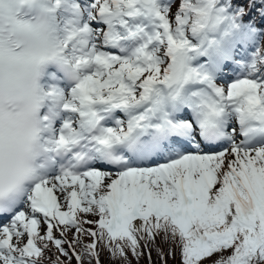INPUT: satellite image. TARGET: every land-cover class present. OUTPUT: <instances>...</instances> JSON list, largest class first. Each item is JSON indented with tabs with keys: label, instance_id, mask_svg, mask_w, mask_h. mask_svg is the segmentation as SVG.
Returning a JSON list of instances; mask_svg holds the SVG:
<instances>
[{
	"label": "snow or ice",
	"instance_id": "obj_1",
	"mask_svg": "<svg viewBox=\"0 0 264 264\" xmlns=\"http://www.w3.org/2000/svg\"><path fill=\"white\" fill-rule=\"evenodd\" d=\"M104 253L264 264V0H0V264Z\"/></svg>",
	"mask_w": 264,
	"mask_h": 264
},
{
	"label": "trees",
	"instance_id": "obj_2",
	"mask_svg": "<svg viewBox=\"0 0 264 264\" xmlns=\"http://www.w3.org/2000/svg\"><path fill=\"white\" fill-rule=\"evenodd\" d=\"M157 243L160 244L161 247H164L165 249L167 248V245L160 243V241H158ZM153 258H154V264H159V262L155 259V253H153ZM101 260H102V264H108L107 253H104L102 255ZM133 264H136V262L133 261ZM139 264H148L147 258L145 257V258L141 259ZM168 264H179V257L177 256L175 259L169 257Z\"/></svg>",
	"mask_w": 264,
	"mask_h": 264
},
{
	"label": "rangeland",
	"instance_id": "obj_3",
	"mask_svg": "<svg viewBox=\"0 0 264 264\" xmlns=\"http://www.w3.org/2000/svg\"><path fill=\"white\" fill-rule=\"evenodd\" d=\"M92 217H89V219H91ZM69 239H71V235H69ZM73 264H75V262H73Z\"/></svg>",
	"mask_w": 264,
	"mask_h": 264
}]
</instances>
